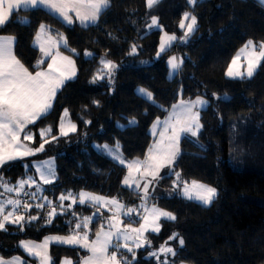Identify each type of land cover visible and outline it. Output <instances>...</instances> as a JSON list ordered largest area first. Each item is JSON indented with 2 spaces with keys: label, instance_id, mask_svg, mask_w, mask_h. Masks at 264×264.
Masks as SVG:
<instances>
[{
  "label": "trees",
  "instance_id": "trees-1",
  "mask_svg": "<svg viewBox=\"0 0 264 264\" xmlns=\"http://www.w3.org/2000/svg\"><path fill=\"white\" fill-rule=\"evenodd\" d=\"M185 11H192L187 0H162L153 9L146 7V0H112L110 10L101 16L98 26L87 29L78 23L66 25L44 10L15 13L11 22L0 29V35L16 37L15 54L29 71H34L32 66L41 58L38 47H33L41 23L49 25L53 35L62 33L68 48L76 49V53H71L63 47L74 57L76 77L57 93L52 113L29 126L34 135L32 147L39 146L42 128L51 126L52 135L59 136L64 108H68L77 130L46 144L43 152L6 165L0 169V175L15 184L34 171V167L25 169V163L31 165L36 159L55 157L56 180L44 184L43 189V195L55 203H59L61 193L84 190L116 197L128 207L139 206L141 200L136 191L122 184L127 167L102 155L93 145L113 146L119 141L126 160L144 159L153 141L150 129L157 118H163L180 99L202 96L210 102L200 110L203 128L198 140L203 148L184 138L174 167L184 180L216 187L218 196L207 207L174 194L151 196L148 203L174 213L177 219H162L160 232L147 233L148 239L152 249L165 241L178 248V242L169 241L168 237L179 233L185 246L171 258L175 264H264V67L251 80H233L225 74L233 56L248 39L264 40V4L258 0H201L194 10L198 30L187 43L178 40L157 57L163 33L183 35L179 21ZM152 15L158 17L161 29L146 28ZM23 16L29 17L30 26L19 23L18 18ZM109 33L117 39L113 40ZM132 44L137 45L138 54L130 56ZM85 50L95 53V58H85ZM105 52L108 59L119 65L112 83L109 85L107 79L90 83L100 67L99 57ZM174 55L182 57L184 64L170 77L167 61ZM138 88L150 91L155 103L138 95ZM94 100L99 101V106L92 103ZM133 117L138 122L135 126L118 127L127 125ZM173 180L174 175L165 176L161 184L172 186ZM26 191H35V187L26 186ZM36 201L40 202H29ZM40 211L33 208L31 214ZM70 211L84 217L91 216L95 209L77 204ZM109 216L102 209L94 217L89 224L90 240L95 238L101 224L106 227ZM74 219L61 215L51 224L40 220L26 226L23 232L16 225H8L7 232L0 231V256L20 255L34 261L18 246L19 241L40 242L48 235H68L69 221ZM125 221L129 222V218ZM152 249H136L135 264H156L155 258L148 256ZM49 254L54 264H61L66 257L75 264L89 255L86 249L58 244H51Z\"/></svg>",
  "mask_w": 264,
  "mask_h": 264
},
{
  "label": "snow or ice",
  "instance_id": "snow-or-ice-1",
  "mask_svg": "<svg viewBox=\"0 0 264 264\" xmlns=\"http://www.w3.org/2000/svg\"><path fill=\"white\" fill-rule=\"evenodd\" d=\"M162 0H146V7L153 9ZM264 4V0H258ZM201 0H187V4L192 11H185L179 21V28L183 35L177 37L174 33L169 35L165 32L160 37V46L157 57L166 53L174 42L187 43L189 37L198 30V18L194 14L195 7ZM112 0H0V29H3L11 22V17L20 11L44 10L54 18L62 21L66 25L79 23L82 28L98 26L102 15L110 10ZM21 25L30 26V19L27 16L19 17ZM146 28L161 29L158 17L151 16V22ZM113 40L117 37L108 34ZM16 37L12 35H0V169L13 162L23 160L25 157L34 156L45 150V145L58 141L60 136L67 137L69 132H75L77 125L67 120L69 117L68 108H64L59 122V136L52 135V127L47 126L39 130L41 142L38 147H31L34 135L30 125H35L37 121L46 119L53 111L54 101L57 93L66 85V82L76 77L75 61L70 56H65L60 52V46L71 53H76V49H69L67 39L62 33H55L53 29L44 23L39 24L33 40V47L39 49L42 56L32 66L34 71L17 58L15 54ZM138 54V47L132 44L128 55ZM85 58H95V53L85 50ZM108 53L99 57L100 67L92 76L90 83H97L107 79L109 85L115 70L119 67L111 59L107 58ZM50 60L51 62H48ZM243 61V63H241ZM47 63V68L41 65ZM169 75L178 73L184 64V59L170 56L168 61ZM264 67V40L254 41L248 39L235 53L229 64L226 76L233 80H251L257 70ZM243 69V70H241ZM137 94L146 101L155 103L153 94L145 88H138ZM213 96L220 99L215 93ZM225 98H227L225 96ZM99 106V101H92ZM208 99L197 96L194 100L181 99L177 104L172 105V112L169 117L161 122L157 118L153 124L156 129L161 124L164 131L161 137L170 131L167 136V143H158L150 146L146 157L126 160L120 151L119 141L113 146L108 144L93 145L102 154L108 156L113 162L126 166L128 174L124 177L122 184L127 188L136 191L141 204L137 207H128L120 202L116 197H104L91 192L81 190L78 193L68 191L61 193L57 198L59 203H55L48 196L38 195L43 193V188L32 177L21 178L11 184L0 175V196L5 193H15V198L0 199V231L7 232L8 225H16L17 230L23 232L26 226L34 222L43 220L45 224H51L53 219L61 215H71L74 220L69 221V234L66 236L51 235L36 243L31 240L19 241V247L31 257L36 258L38 264H54L49 254V245H69L73 248L86 249L87 256L81 257L75 264H135L136 249H152L151 240L146 233H159L160 221H175L176 215L170 211L161 209L155 205L151 208L147 206L148 199L151 198L150 186L165 179V176H175L173 180L171 194L178 195L183 200L194 202L200 206H210L217 198L216 187L202 183L197 180H184L181 173L175 171V162L180 154L179 142L183 137L196 138L193 142L200 148L198 137L203 128L200 122V110L209 106ZM87 106H85L86 108ZM91 123V121H85ZM133 117L127 121V125L118 127H132L137 124ZM155 134V133H154ZM48 137H51L48 139ZM27 142V143H26ZM55 157L46 160L33 162L31 165L25 163V169L34 167L43 184H52L56 180ZM162 169H168L165 175H161ZM137 173L139 175H134ZM150 177V179H148ZM35 187V191H25ZM26 199H21V196ZM39 200L40 203H30L29 201ZM64 201H70L65 205ZM88 205L95 209L91 216L79 217L75 211H70L73 205ZM39 209L40 212L33 215L31 210ZM108 209L112 215L107 218L105 224L100 225V229L95 233V239L90 240L88 231L89 224L94 217L101 214L102 209ZM143 209L144 215H140ZM139 216V220H134L133 215ZM121 216L129 218V224L122 225ZM142 221V222H141ZM132 223H138L139 227H131ZM169 241L178 242V248H174L165 241L159 248L148 252L150 258H155L156 264H175L174 258L178 255L179 249L185 246V241L179 233H173L168 237ZM131 258H129V255ZM0 264H27L21 257L4 258L0 256ZM61 264H73L70 258H65Z\"/></svg>",
  "mask_w": 264,
  "mask_h": 264
},
{
  "label": "rangeland",
  "instance_id": "rangeland-1",
  "mask_svg": "<svg viewBox=\"0 0 264 264\" xmlns=\"http://www.w3.org/2000/svg\"><path fill=\"white\" fill-rule=\"evenodd\" d=\"M47 25V24H46ZM61 48L62 47H60V52L63 54V55H65V56H70L71 57V59L72 60H74V57H73V55L72 54H70L69 52H67L66 50H64V49H62L61 50ZM42 56V55H41ZM174 56H176L178 59L180 58L178 55H174ZM75 61V60H74ZM48 62H51L50 60H48ZM241 63H243V61H241ZM75 67H76V64H75ZM41 68H43V69H46L47 68V63H45V65H43ZM241 70H243V69H241ZM76 73H77V68H76ZM114 74H115V72H114ZM176 73H174L173 75H171L170 77H173L174 75H175ZM114 76V75H113ZM67 120H70L71 122H72V120L70 119V117H68V118H66V124H65V127H66V129H67ZM73 123V122H72ZM69 133H71V132H69ZM191 139H193V140H195L196 138H191ZM27 143V142H26ZM101 145H104V144H101ZM109 146H111V145H109ZM31 147H32V142H31ZM33 148H35V147H33ZM40 153V152H39ZM180 154H181V151H180ZM180 154H179V156H180ZM178 156V157H179ZM178 157H177V159H178ZM49 157H45V158H42V159H40V160H38V159H36V160H34L33 162H38V161H43V160H46V159H48ZM30 177H32V178H34V179H36V181H37V183L44 189V184H43V182L40 180V178H39V175H38V173H36V170H35V168H34V171H33V173L31 174V176ZM27 186V185H26ZM155 186V185H154ZM171 188H172V186H163V184H161V180L159 181V182H157L156 183V188L154 187H150V192H151V196H158V195H162V196H172L173 194H171L170 195V193H171ZM12 194V193H11ZM14 195H16L15 193H13ZM43 195V193H38V195ZM12 196L11 198H15V196ZM26 199V197H24L23 195H22V198L21 199ZM36 203H40V202H35V204ZM140 204H141V202H140ZM139 204V205H140ZM154 204H150V203H148V201H147V206L149 207V208H151L152 206H153ZM155 206H157V205H155ZM130 207H137V206H134V205H132V206H130ZM158 207V206H157ZM160 208V207H159ZM162 209V208H161ZM108 210V209H107ZM144 214H146V213H144V211H143V209H141L140 210V215L142 216V215H144ZM126 218H128V217H123V218H121L120 217V219L122 220V225H121V227H123V225H127V224H129V222L128 221H125V219ZM133 219L134 220H139L140 219V217L139 216H136L135 214L133 215ZM162 220V219H161ZM142 222V221H141ZM160 223H161V221H160ZM161 225V224H160ZM131 227H139V224L138 223H132L131 224ZM145 235H147V233L145 234ZM176 264H189V263H176Z\"/></svg>",
  "mask_w": 264,
  "mask_h": 264
},
{
  "label": "crops",
  "instance_id": "crops-1",
  "mask_svg": "<svg viewBox=\"0 0 264 264\" xmlns=\"http://www.w3.org/2000/svg\"><path fill=\"white\" fill-rule=\"evenodd\" d=\"M11 19V18H10ZM78 23V22H77ZM79 24V23H78ZM164 34V33H163ZM162 34V35H163ZM169 35H171V34H169ZM60 47H62L61 48V50L63 49V45H61ZM42 55V54H41ZM195 99V98H194ZM194 99H192V100H194ZM181 100V99H180ZM180 100H178L176 103H174V104H177ZM186 101V100H185ZM172 112V106L168 109V111H167V113H166V115L163 117V118H161V119H159L161 122H163L164 120H166L168 117H169V115H170V113ZM156 122V121H155ZM154 122V123H155ZM153 123V124H154ZM162 131H164V129H163V125L161 124L160 126H158L156 129H153V125L151 126V129H150V133H151V135H152V137H153V141H152V144H151V146H153L154 144H158V143H164V144H166L167 143V136H169L171 133H170V131L169 132H166L165 133V136L162 138L161 137V135H160V133L162 132ZM155 133V134H154ZM185 137H183L182 136V138H181V140H180V142H179V149H180V151H181V141L184 139ZM189 139H191V138H189ZM191 140H193V139H191ZM136 159V158H135ZM141 160H143V159H141ZM177 161V160H176ZM168 171V169H162L161 170V175H165V173ZM127 174H128V172H127ZM126 174V175H127ZM134 175H139V174H137V173H134ZM148 179H150V177H148ZM155 185V186H154ZM154 185H152V186H150V187H155L156 188V183L154 184ZM4 190H3V188H0V192H3ZM25 191H26V186H25ZM14 194L12 193H5L4 194V196H0V199H7V198H9V197H12ZM98 195V194H97ZM15 196V195H14ZM105 197V196H104ZM122 203V202H121ZM123 204V203H122ZM105 210L106 211H108L109 213H110V216L112 215V212L111 211H109V210H107L106 208H105ZM53 235H58V234H53ZM48 236H51V235H48ZM61 236H66V235H61ZM47 237V236H46ZM95 239V238H94ZM31 241H34V240H31ZM43 241V240H42ZM42 241H40V242H42ZM34 242H36V243H40L39 241H34ZM50 246H51V244L49 245V249H50ZM67 246H69V245H67ZM23 251H24V249L23 248H21ZM49 249H48V251H49ZM83 249V248H82ZM24 253L29 257V258H31V259H33L34 261H32V260H28V259H25L24 257H22V256H20V255H14V256H12V257H21L23 260H25V261H27V264H38V261L36 260V258H34V257H31V256H29L28 254H27V252H25L24 251ZM90 254V253H89ZM9 258H11V257H9ZM7 259V258H6Z\"/></svg>",
  "mask_w": 264,
  "mask_h": 264
}]
</instances>
